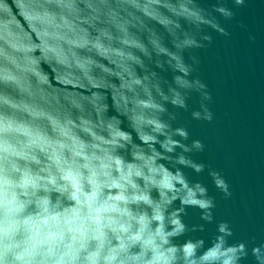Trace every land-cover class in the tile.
<instances>
[{"label": "clouds", "instance_id": "obj_1", "mask_svg": "<svg viewBox=\"0 0 264 264\" xmlns=\"http://www.w3.org/2000/svg\"><path fill=\"white\" fill-rule=\"evenodd\" d=\"M245 3L0 0V264H241L227 220L207 246L178 240L205 232L186 207L206 223L216 207L184 168L231 192L169 106L213 121L193 53Z\"/></svg>", "mask_w": 264, "mask_h": 264}, {"label": "water", "instance_id": "obj_2", "mask_svg": "<svg viewBox=\"0 0 264 264\" xmlns=\"http://www.w3.org/2000/svg\"><path fill=\"white\" fill-rule=\"evenodd\" d=\"M210 2L205 0V5ZM234 11L232 20L222 21L230 35L212 32L211 43L193 53L200 60L195 74L212 94L213 121H193L189 112L169 106L177 113L175 124L188 122L189 141L199 138L205 145L204 151L190 154L192 158L222 171L231 196L225 198L215 188L207 169L196 174L184 168L190 181L208 187L216 207L211 223L199 219L198 208L186 207L184 222L205 223V232L186 233L178 240L203 236L207 246L216 223L227 220L233 229L229 243L243 241L249 249L241 264H255L251 238L255 243L264 239V0H246ZM249 33L255 40L248 39ZM189 104L197 106L193 99Z\"/></svg>", "mask_w": 264, "mask_h": 264}]
</instances>
